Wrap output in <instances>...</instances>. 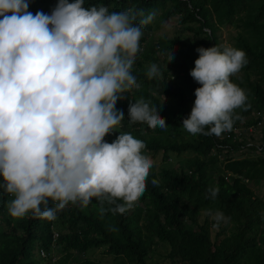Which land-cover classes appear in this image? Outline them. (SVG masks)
<instances>
[{
  "label": "trees",
  "instance_id": "16d2710c",
  "mask_svg": "<svg viewBox=\"0 0 264 264\" xmlns=\"http://www.w3.org/2000/svg\"><path fill=\"white\" fill-rule=\"evenodd\" d=\"M57 3L28 0V11L50 15ZM101 5L110 12L142 9L145 16L159 9L162 21L177 18L182 25L174 38L156 41L150 25L142 26L138 60L131 70L141 87L117 101L116 110L124 119L105 141L130 133L144 141V153L162 152L165 160L171 153L188 156L178 159L176 168L157 171L154 165L145 192L124 214L101 216L100 204L93 199L87 207L69 203L52 220L31 213L13 218L8 211L13 197L0 187V264H157L147 260L160 244L170 248L173 264H264V197H257L252 188L264 185V150L258 151L251 143L256 139L247 132L264 122V0H84L86 8ZM221 28L235 29L233 47L246 53L248 63L231 81L245 91L250 107L237 109L240 119L220 137L193 136L182 126L200 87L189 73L199 55L196 49L220 46ZM162 42L177 54L172 67L159 54ZM153 63L161 75L149 79L146 73ZM140 98L158 110L166 128L130 123L129 104ZM234 129H242V135ZM259 141L264 144V126ZM244 147L247 153L231 156ZM212 187L219 188L214 200L207 198ZM48 207H54L53 202ZM208 210L222 212L229 221L214 239L206 227ZM94 250L111 260L86 258Z\"/></svg>",
  "mask_w": 264,
  "mask_h": 264
},
{
  "label": "clouds",
  "instance_id": "9594fccd",
  "mask_svg": "<svg viewBox=\"0 0 264 264\" xmlns=\"http://www.w3.org/2000/svg\"><path fill=\"white\" fill-rule=\"evenodd\" d=\"M28 8V0H0V187L13 197L9 214L52 220L69 203L87 207L93 199L101 216L124 214L145 192L154 161L130 133L112 143L104 138L124 119L117 101L141 87L131 70L142 26L155 13L86 8L84 0H58L50 15ZM196 51L189 75L200 87L182 126L193 136L220 137L240 119L236 110L250 107L230 79L248 63L246 53L230 45ZM172 58L168 53L167 62ZM146 75H161L159 66ZM128 118L167 127L144 98L129 104ZM207 191L214 200L219 188ZM206 214L215 228L228 220L220 211Z\"/></svg>",
  "mask_w": 264,
  "mask_h": 264
},
{
  "label": "rangeland",
  "instance_id": "374dc122",
  "mask_svg": "<svg viewBox=\"0 0 264 264\" xmlns=\"http://www.w3.org/2000/svg\"><path fill=\"white\" fill-rule=\"evenodd\" d=\"M151 12L155 13L154 19L149 23V25L151 27V36H152L153 41L159 40L161 38H166L167 40H170V39L174 38L175 35L181 31L182 25H180L178 23L177 18H171L167 21H162L160 18L161 13H160L159 9H154ZM235 33H236L235 29L221 28V30L219 31L220 46L230 45L233 47ZM184 34L187 35L186 32ZM166 46L167 45H165L164 42L161 43V51L159 52V54L162 57H164L167 61V54L170 53V55L173 58L170 62H167V64H168V67H172V63L175 61L177 54L175 51L167 50ZM204 49H206V47H204ZM137 60H138V58L136 59V61ZM263 124H264V122H261V124L254 127V130L252 128H249L247 130L248 133H250L253 130V132H251V135L256 139V141H251V143L259 145V142H260L259 138L261 136V129L264 126ZM235 131L238 132V129H236ZM246 142H248V141H246ZM247 152H248L247 149L243 148L241 150H238V151L232 153L231 156L241 157V155H243L242 153H247ZM144 154L150 156L153 159L154 165H155L157 171L160 169H163V168H172V167L176 168L178 166L177 160L188 156L187 153H182V154H180L179 157H177V154L171 153L168 155V159L165 160L163 158L162 152H158L156 154H153V153H144ZM223 158H224V155H221L220 159H223ZM252 188H253L255 194L257 195V197H259V198L264 197V185L263 184L260 183L259 185H255ZM205 218H206V214L202 213L200 216V221L201 222L205 221ZM214 223H215V221L208 215L206 227H207V230L209 232V236L211 239L216 238L217 233H219L220 230L222 229V227L225 226L226 224H228L229 221L227 220V222H221L218 228L213 227ZM55 235L56 234H54V236ZM169 250H170V248L168 246L163 245V244L155 246L154 252L151 254L150 258L147 261L149 263H157V264H173L172 261L168 258ZM41 255H43V254L41 253ZM85 256H86V258H89L91 260L92 259L93 260H99L101 257H104L108 260H111L110 257H108V256L106 257V256L102 255L101 250H94L92 252H88L87 254H85ZM35 257L37 260L38 257L37 256H35ZM118 259L121 260L120 258H118Z\"/></svg>",
  "mask_w": 264,
  "mask_h": 264
},
{
  "label": "built area",
  "instance_id": "2783aa9c",
  "mask_svg": "<svg viewBox=\"0 0 264 264\" xmlns=\"http://www.w3.org/2000/svg\"><path fill=\"white\" fill-rule=\"evenodd\" d=\"M250 128H252V127H250ZM253 129V128H252ZM236 129H234V132H236L235 131ZM254 130V129H253ZM253 130L251 131V132H253ZM250 132V133H251ZM238 134H240V135H242V133H243V130L242 129H238V132H237ZM246 146H249V144H247ZM255 146H257L258 147V151L260 150V151H262V150H264V144L263 145H255ZM245 148V147H244Z\"/></svg>",
  "mask_w": 264,
  "mask_h": 264
}]
</instances>
